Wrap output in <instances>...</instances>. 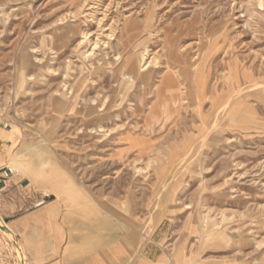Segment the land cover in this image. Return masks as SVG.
<instances>
[{
  "label": "rangeland",
  "instance_id": "rangeland-1",
  "mask_svg": "<svg viewBox=\"0 0 264 264\" xmlns=\"http://www.w3.org/2000/svg\"><path fill=\"white\" fill-rule=\"evenodd\" d=\"M0 170L3 226L56 200L127 264H264V0H0ZM15 240L32 264L1 227L0 264Z\"/></svg>",
  "mask_w": 264,
  "mask_h": 264
},
{
  "label": "crops",
  "instance_id": "crops-1",
  "mask_svg": "<svg viewBox=\"0 0 264 264\" xmlns=\"http://www.w3.org/2000/svg\"><path fill=\"white\" fill-rule=\"evenodd\" d=\"M202 61L203 59H195L189 63L194 72H199V68L203 64ZM128 66L125 76L131 81H135L138 77L137 59L132 57ZM193 80L196 82L194 78ZM166 81L161 91L164 90L163 96L168 94L167 97L171 101L176 98L173 103L176 106L182 101L179 84L172 79ZM198 85V83L194 85L195 89ZM91 111L95 113L97 110L92 108ZM1 172L2 170H0ZM9 172L11 171L9 170ZM6 179V176L0 174V202H6L8 198L12 200L13 193L10 192V185ZM25 204L26 198L10 203L8 219H10L12 227L6 225L17 234L24 247L25 256L32 264H127L132 261L134 256L132 246L127 252L125 251V255L120 260L117 259L119 258L117 246L109 243V240L102 242L99 235L96 234L99 233L103 220L97 218V223L88 220L85 222L82 207L65 213L61 209L60 203L54 200L46 204L39 202L38 206L24 211ZM106 208L113 211V207L107 206ZM93 211L100 214L97 208H94ZM123 227H126L124 237H122L125 242L131 245L143 242L141 234L143 229L132 222L130 218L123 223ZM116 237H118L117 234ZM115 239L113 240L115 241ZM139 264L146 263L140 261Z\"/></svg>",
  "mask_w": 264,
  "mask_h": 264
},
{
  "label": "bare ground",
  "instance_id": "bare-ground-1",
  "mask_svg": "<svg viewBox=\"0 0 264 264\" xmlns=\"http://www.w3.org/2000/svg\"><path fill=\"white\" fill-rule=\"evenodd\" d=\"M95 4V3H94ZM96 12V11H95ZM106 13V12H105ZM105 13H103V14H105ZM93 15V14H92ZM107 15V14H106ZM96 17H97V15H96ZM99 18V17H98ZM101 19H103V18H101ZM96 21V20H95ZM97 22H98V20H97ZM101 22V21H100ZM99 23V22H98ZM97 23V24H98ZM102 24V23H101ZM101 27V26H100ZM104 29H105V27H104ZM105 31H108V32H110V30L109 29H105ZM115 35L116 34H114V33H110V34H107L106 35V37L108 38V39H110V41H113L114 40V37H115ZM92 36H93V34H86V36L84 37V39L81 41V43L79 44V46H82V45H84L85 43H88V41L90 42V44L92 43V49H91V54H93L94 52H96V51H98V48H100V40L97 38V39H93V40H91V38H92ZM104 39V38H103ZM107 40V39H106ZM108 45V44H107ZM104 47H106V46H104ZM153 60V59H152ZM150 63H151V59L147 62H145L144 63V66L143 67H145L144 68V71L145 70H147V68H149L151 65H150ZM7 226V225H6ZM8 227V226H7ZM9 228V227H8ZM10 230V229H9ZM11 231V233H13L14 234V232L12 231V230H10ZM16 246H17V251L19 252V254L21 255V258H22V260L25 262V260H24V255H23V252H22V250H21V247L16 243ZM25 264H26V262H25Z\"/></svg>",
  "mask_w": 264,
  "mask_h": 264
},
{
  "label": "water",
  "instance_id": "water-1",
  "mask_svg": "<svg viewBox=\"0 0 264 264\" xmlns=\"http://www.w3.org/2000/svg\"><path fill=\"white\" fill-rule=\"evenodd\" d=\"M0 227H1L4 231H7V232H9L10 234L13 235V233H11V231L9 230V228H8L7 226H3V225L0 223ZM14 243H15V246H16L17 241L15 240ZM17 244H18V243H17ZM21 262H22V264H25V262L22 260V258H21Z\"/></svg>",
  "mask_w": 264,
  "mask_h": 264
}]
</instances>
